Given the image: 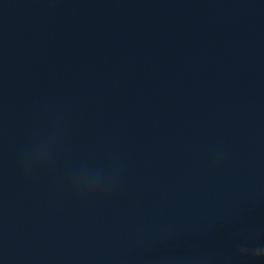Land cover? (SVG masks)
<instances>
[{
    "label": "water",
    "instance_id": "1",
    "mask_svg": "<svg viewBox=\"0 0 264 264\" xmlns=\"http://www.w3.org/2000/svg\"><path fill=\"white\" fill-rule=\"evenodd\" d=\"M240 247L264 0H0V264H264Z\"/></svg>",
    "mask_w": 264,
    "mask_h": 264
},
{
    "label": "clouds",
    "instance_id": "2",
    "mask_svg": "<svg viewBox=\"0 0 264 264\" xmlns=\"http://www.w3.org/2000/svg\"><path fill=\"white\" fill-rule=\"evenodd\" d=\"M88 190H95V191H99L98 187H89ZM239 254L241 256H248V255H253L255 257L258 258H264V247H256L254 249H249L247 247H240L239 248Z\"/></svg>",
    "mask_w": 264,
    "mask_h": 264
}]
</instances>
